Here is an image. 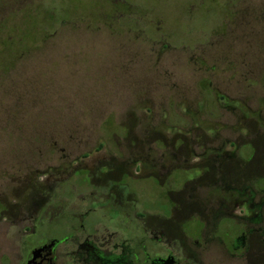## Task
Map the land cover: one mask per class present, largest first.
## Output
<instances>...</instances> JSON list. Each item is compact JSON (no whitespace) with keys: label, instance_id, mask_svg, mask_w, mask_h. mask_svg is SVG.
Returning <instances> with one entry per match:
<instances>
[{"label":"rangeland","instance_id":"obj_1","mask_svg":"<svg viewBox=\"0 0 264 264\" xmlns=\"http://www.w3.org/2000/svg\"><path fill=\"white\" fill-rule=\"evenodd\" d=\"M0 41L1 65L18 56L0 74V264L49 213L109 209L105 235L167 217L172 178L264 139V0H0ZM201 183L180 199L212 197Z\"/></svg>","mask_w":264,"mask_h":264},{"label":"flooded vegetation","instance_id":"obj_2","mask_svg":"<svg viewBox=\"0 0 264 264\" xmlns=\"http://www.w3.org/2000/svg\"><path fill=\"white\" fill-rule=\"evenodd\" d=\"M217 97L226 100L223 95ZM228 102L225 108L237 111L240 122L252 118L241 104ZM230 144L235 151L220 152L217 159L229 157L236 165L233 169L222 167V162L211 168L199 165L183 182L172 178L169 216L160 213L148 219L144 210L133 229L130 222L124 223L123 231L105 235L99 234V228L101 220L113 218L106 219L109 209L106 215L97 207L69 215L49 213L27 227L19 264H264V139L251 138L238 147ZM179 169L173 171L187 172ZM215 169L219 175L207 188L203 181ZM229 171L234 177L229 178ZM198 180L202 183L195 185L214 191L212 197L181 200L179 193L186 183ZM91 216L100 220L95 234L88 226ZM66 219L69 225L64 227Z\"/></svg>","mask_w":264,"mask_h":264},{"label":"trees","instance_id":"obj_3","mask_svg":"<svg viewBox=\"0 0 264 264\" xmlns=\"http://www.w3.org/2000/svg\"><path fill=\"white\" fill-rule=\"evenodd\" d=\"M13 29V28H12ZM10 35V34H9ZM11 39V35L8 37V39H5V40H3V41H9ZM3 41H0V43H2ZM1 47H2V45H1ZM23 52H24V50H23ZM22 54V53H21ZM20 54V55H21ZM19 55V56H20ZM13 55H9V57H11V61H9L5 66H3V65H1L0 64V74L2 75L3 73H4V71L7 69V68H9L11 65H12V61H13V59L14 58H16V57H18V56H16V57H12Z\"/></svg>","mask_w":264,"mask_h":264}]
</instances>
